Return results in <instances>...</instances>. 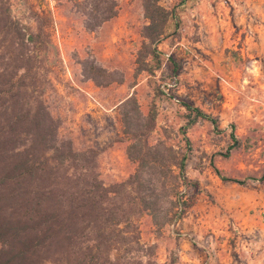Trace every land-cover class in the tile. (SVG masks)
Wrapping results in <instances>:
<instances>
[{"label":"rangeland","instance_id":"374dc122","mask_svg":"<svg viewBox=\"0 0 264 264\" xmlns=\"http://www.w3.org/2000/svg\"><path fill=\"white\" fill-rule=\"evenodd\" d=\"M116 1V15L88 31L69 0H8L15 18L43 28L45 46L36 53L39 91L61 121L60 135L75 148L97 149L100 178L119 182L136 167L126 155L120 102L133 94L144 116L153 104L150 141L186 152L185 175L199 188L174 183L175 196L192 205L173 223L155 225L142 214L140 241L155 247L152 255L143 252L141 264H264V0H160L179 21L175 26L169 19L156 43L163 65L153 76L135 73L145 41L140 0ZM32 11L40 13L39 21ZM169 56L181 68L176 86L163 87L166 96L155 88L170 83ZM85 61L105 69L110 83L96 85ZM176 99L217 116L218 127L197 122L186 130L187 144L180 131L185 109ZM231 124L243 142L233 149ZM211 159L222 175L239 182L222 180ZM170 205L163 206L168 217L178 212L168 211Z\"/></svg>","mask_w":264,"mask_h":264},{"label":"trees","instance_id":"16d2710c","mask_svg":"<svg viewBox=\"0 0 264 264\" xmlns=\"http://www.w3.org/2000/svg\"><path fill=\"white\" fill-rule=\"evenodd\" d=\"M69 1L88 31L114 17L118 9L116 0ZM140 3L145 41L135 73L153 76L163 65L156 43L168 20L173 19L175 26L179 20L160 0ZM31 15L39 21V12ZM42 36L40 25L23 24L12 15L8 0H0V264H141L145 251L152 255L155 247L140 241L142 214L155 225L164 220L173 223L192 205L191 200L175 196L173 188L175 182L199 188L185 175L188 154L178 155L164 140L150 141L156 123L154 105L144 116L132 94L120 102V113L128 141L126 155L136 167L124 180L104 183L97 170L99 151L75 148L70 138L61 136V121L39 91L36 53L45 46ZM87 64L85 73L96 85L110 83L105 69ZM166 64L170 83L155 89L168 96L163 87L176 86L181 65L171 56ZM101 73L105 80L99 79ZM176 102L185 109L180 131L187 144L186 130L197 122L218 127L217 116L192 103ZM230 127L229 149L238 148L243 142L234 134V124ZM210 165L222 180L239 182L222 175L213 159ZM165 201L173 204L168 211L175 207L178 212L168 217Z\"/></svg>","mask_w":264,"mask_h":264}]
</instances>
